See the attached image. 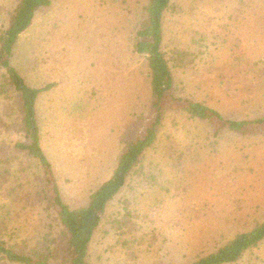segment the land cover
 I'll list each match as a JSON object with an SVG mask.
<instances>
[{"label":"rangeland","instance_id":"1","mask_svg":"<svg viewBox=\"0 0 264 264\" xmlns=\"http://www.w3.org/2000/svg\"><path fill=\"white\" fill-rule=\"evenodd\" d=\"M16 1L0 0V29ZM145 3L53 0L15 47L12 66L28 84L54 85L41 93L37 119L43 150L72 208L86 206L111 177L119 140L134 136L149 110L147 61L133 51ZM175 4L165 20L164 50L179 56L176 93L230 120L263 117L264 0ZM16 113L0 139L23 140ZM148 155L144 172L156 173L158 184L131 179L109 212L120 213L123 225L101 227L90 248L93 264H190L264 222V136L216 137L208 123L169 113ZM181 155L186 164L178 162ZM0 212L15 215L7 233L12 241L35 235L48 221L34 203L2 195ZM237 264H264V241Z\"/></svg>","mask_w":264,"mask_h":264},{"label":"trees","instance_id":"2","mask_svg":"<svg viewBox=\"0 0 264 264\" xmlns=\"http://www.w3.org/2000/svg\"><path fill=\"white\" fill-rule=\"evenodd\" d=\"M175 2L146 0L142 16L133 29V51L147 61L149 110L141 118L134 136H123L119 140L122 147L111 177L91 193L86 206L72 208L65 203L53 164L43 150L37 119L40 95L54 85L35 88L12 66L21 35L30 28L40 10L52 6L53 0L16 1L8 14L7 25L0 29V70L4 71L0 81V115H5L4 121L0 118V132L5 126L12 128L7 118L18 112L14 126L19 127L24 138L15 143L0 139V196L14 198L23 205L34 203L46 212L48 221L42 230H36L35 235L12 241L7 233L15 215L0 212V264H93L90 248L101 227L123 225L119 220L120 213L114 217L109 216V212L131 179L145 176L152 185L158 184V175L154 172L146 174L144 170L148 154L160 143V132L169 113L208 123L216 137L224 133L242 137L264 136V116L230 120L208 105L176 93L173 65L179 56L164 50L165 20ZM179 161L186 164L187 158L181 155ZM125 212L124 220L130 215L128 209ZM263 241L264 222L237 234L190 264H237Z\"/></svg>","mask_w":264,"mask_h":264}]
</instances>
